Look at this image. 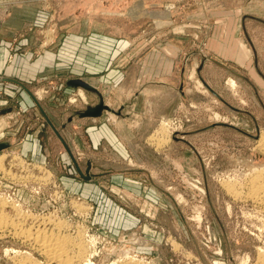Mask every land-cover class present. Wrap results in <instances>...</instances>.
Listing matches in <instances>:
<instances>
[{"label":"rangeland","instance_id":"rangeland-1","mask_svg":"<svg viewBox=\"0 0 264 264\" xmlns=\"http://www.w3.org/2000/svg\"><path fill=\"white\" fill-rule=\"evenodd\" d=\"M0 46V108L19 111L0 113V141L37 133L47 149V163L16 142L0 149V264H57L23 238L38 228L76 254L71 264H255L264 255V208L226 188L244 193L252 166L264 171V0H0ZM26 57L52 61L38 77L9 71ZM76 78L109 107L95 142L83 128L79 143L62 136L82 172L89 163L88 178L39 109L58 130L77 119L98 95L68 83ZM142 89V130L126 142L112 110Z\"/></svg>","mask_w":264,"mask_h":264},{"label":"crops","instance_id":"crops-1","mask_svg":"<svg viewBox=\"0 0 264 264\" xmlns=\"http://www.w3.org/2000/svg\"><path fill=\"white\" fill-rule=\"evenodd\" d=\"M110 46L107 47V50ZM94 48V47H93ZM104 51V50H103ZM4 54V46H0V61H1V56ZM57 57V56H56ZM52 57H49L48 59L51 60ZM72 58V57H71ZM43 60V61H42ZM47 60L46 57L42 58L38 57V59H36L34 62H31V60L26 57V59L22 58V60H19L16 63H12V65L8 68L10 72H12V70H18L21 71V67H22V73L25 76V74H28V77H38L40 75H42L44 72L38 69L39 65H45L46 62L50 63L51 61ZM54 61V60H53ZM153 62H158V61H153ZM92 63H95V57H92ZM20 64V65H18ZM15 65V66H14ZM14 66V67H13ZM20 66V67H19ZM24 66H27V69H24ZM17 68V69H15ZM33 69V70H31ZM147 89V88H146ZM146 89H142L139 92H135L134 94V98L131 100V102L128 105H125V111H122L121 113H119L118 111H116V109H113L112 113L116 116L115 120L117 123V134L118 136L123 140H125L126 142L131 141V140H135V137H138L139 134L141 133L140 131L142 130V119L141 117H139V111L137 110V104L138 101L140 99V97L142 96L141 94H143L145 92ZM100 95V93H98ZM102 97V95H100ZM98 100V99H97ZM98 102V101H97ZM97 102H93L89 105H94ZM104 102V101H103ZM126 103V102H125ZM105 104V103H104ZM24 105V104H23ZM22 106V103H21ZM124 107V105H123ZM2 107L0 108V113L3 115L1 116L2 118H19L18 112H11V110H4L3 112H1ZM21 110V109H19ZM109 113L107 111H102L101 116H96V117H92V116H84V117H79L77 116V119L75 118H67L66 123L61 122L60 123V132L62 134L63 137H65V139H67V141L72 142V144L74 143H79V134L80 132H82L80 129H85L83 130L86 133V137L87 140L90 141V143L95 142L94 136H95V131L96 129H101L104 130L105 132V128L108 127V125L105 122H102L101 120H103V118H107L109 115ZM119 114V115H118ZM148 119H152L155 115L152 112H148ZM110 118V117H108ZM17 119H15L16 121ZM102 122V124H100L99 122ZM100 124V125H98ZM124 124H128V127L125 128ZM127 126V125H125ZM73 128V129H70ZM124 127L127 131V133H129V138L125 137V132L121 131V128ZM75 128H77L75 130ZM109 128V127H108ZM15 130V129H14ZM109 131V130H108ZM103 132V136H105V133ZM39 134H35L33 136V134H26V136H24L21 141H18V138L15 140L14 138L9 140L10 144H13L14 142H16V145L18 147V151H20V153H22L23 155H25L26 157H28L29 159H33V160H37V161H42V162H46V155H44V153L42 152V149H44V147H42L41 144V139L38 138ZM107 135V134H106ZM109 135V134H108ZM101 138V137H100Z\"/></svg>","mask_w":264,"mask_h":264},{"label":"bare ground","instance_id":"bare-ground-1","mask_svg":"<svg viewBox=\"0 0 264 264\" xmlns=\"http://www.w3.org/2000/svg\"><path fill=\"white\" fill-rule=\"evenodd\" d=\"M139 1H141V0H139ZM140 4V3H139ZM192 79V78H191ZM196 80V79H195ZM228 82H229V85L232 87V86H234L235 85V82H234V80L233 79H229L228 80ZM198 83V85H201L200 84V82L198 81L197 82ZM197 85V86H198ZM197 88V87H196ZM81 92V91H80ZM81 94V93H80ZM84 93H82V95H83ZM213 118H217V115H214L213 116ZM218 119V118H217ZM161 132V131H160ZM165 140V139H164ZM159 141V140H158ZM257 145H259V147L262 149V151L264 152V132H261L260 134H259V137L257 138ZM257 148V147H256ZM254 168V172H251V173H253V174H251V176H250V178H249V181H248V186L246 187V190H245V192L243 193V191H238V190H235V189H233V188H235V187H233L232 188V185L230 186V185H227L226 186V188H227V190L228 191H230L234 196H236V197H244L243 199H245V198H248L249 200H251V201H253L254 203H257L258 205H260L261 207H263L264 208V171H262V166L260 167V168H256V167H253L252 166V169ZM251 169V168H250ZM264 170V169H263ZM248 178V177H247ZM246 178V179H247ZM245 182H247V181H245ZM225 184V183H224ZM243 184V183H242ZM226 185V184H225ZM244 185V184H243ZM235 186V185H234ZM229 194V193H228ZM238 199V198H237ZM248 201V200H247ZM252 203V202H251ZM1 204V203H0ZM256 204V205H257ZM250 205V204H249ZM257 205V206H258ZM253 206V205H252ZM255 206V205H254ZM261 210H264V209H261ZM263 213V212H262ZM261 213V214H262ZM2 214V213H1ZM260 214V213H259ZM7 217V216H6ZM4 219V218H3ZM0 222H2V220L0 221ZM61 222V221H60ZM6 223V222H5ZM11 225V224H10ZM13 225V224H12ZM3 227V226H2ZM20 227V226H19ZM57 227V226H56ZM14 228H15V226H14ZM5 229V228H4ZM16 229H17V226H16ZM24 229H27V228H24ZM24 229H18L20 232H22V230L24 231ZM42 229V228H41ZM40 229V230H41ZM35 230V229H34ZM34 230H32V231H30L29 229H28V233H26L25 231V235L24 234H22V235H24L23 236V238L25 237L27 240H28V242H33V244H36V248L37 249H39V251H41V253L43 252V253H45L46 254V256L49 258V259H51L52 261H55L57 264H71V263H73L74 262V257H75V259H76V254L74 255V257L71 259V257H70V255L68 256L67 254L68 253H66V250L67 249H69V248H67V249H64V247H65V242L63 243V242H60V241H62V239L57 243L55 240H58V239H56L57 237L55 236V237H51L52 235H50L49 236V234H51L50 232H48L49 234L47 235L46 234V232H45V235H44V232H43V234L41 233V232H38V230H39V228H38V230L37 231H34ZM39 230V231H40ZM10 231V230H9ZM44 231V230H43ZM18 231L16 230V233H17ZM54 232V231H53ZM55 233V232H54ZM56 235V234H55ZM65 235V234H64ZM67 235V234H66ZM65 235V236H66ZM17 236H18V234H17ZM21 236V235H20ZM54 236V235H53ZM63 235L61 234V237H62ZM80 236V235H79ZM82 236V235H81ZM19 237V236H18ZM22 238V237H21ZM58 238H60V236L58 237ZM72 238H75V237H72ZM67 239L69 240V237H67ZM67 239H66V241H67ZM70 239H71V237H70ZM80 239V238H79ZM73 240V239H72ZM86 240H88V239H86ZM24 241V240H23ZM26 241V240H25ZM52 241V242H51ZM54 241V242H53ZM63 241H65V240H63ZM70 241V240H69ZM68 241V242H69ZM75 241V240H74ZM91 241V240H90ZM89 241V242H90ZM67 242V243H68ZM86 242V241H85ZM66 243V244H67ZM74 243V245H76L75 244V242H73ZM77 243V246L79 247V245H78V242H76ZM23 244H24V242H23ZM28 244V243H27ZM70 244H72V241L70 242ZM31 245H32V243H31ZM69 245V244H68ZM84 245V244H83ZM86 245V244H85ZM34 246V245H33ZM64 246V247H63ZM72 247H73V244L71 245ZM66 247H68V246H66ZM78 247H75V248H78ZM81 247V246H80ZM79 247V248H80ZM83 247V246H82ZM82 247L80 248L81 250H83L82 249ZM84 248V247H83ZM86 248V247H85ZM72 249V248H71ZM79 249V253L80 254H77V255H79V257L82 255V254H84V252H82L81 250ZM82 252V254H81V252ZM7 252V251H6ZM18 252V251H17ZM16 252V253H17ZM68 252V251H67ZM77 252H78V249H77ZM76 251H75V253H77ZM264 252V251H263ZM262 252V253H263ZM25 253V252H24ZM24 253L22 254V255H24ZM260 254L258 255L259 257H258V260H257V262H255V264H264V255L263 254H261V252H259ZM5 254V253H4ZM19 254H20V252H19ZM27 254V253H26ZM45 254H43V255H45ZM21 255V254H20ZM21 255V256H22ZM73 255V254H72ZM257 256V255H256ZM13 257V256H12ZM19 257V256H18ZM23 257V256H22ZM20 258V259H15V260H19V263L18 264H23V258H25V256L23 257V258ZM26 257H28V256H26ZM31 257V256H30ZM33 257V256H32ZM28 259H30V258H28ZM32 259V258H31ZM45 259V258H44ZM79 259V258H78ZM26 260V259H25ZM35 260V259H34ZM80 260V259H79ZM26 261H28V260H26ZM51 261V262H52ZM131 261V260H130ZM41 262V261H40ZM49 262V261H48ZM139 262V261H138ZM39 263V262H38ZM37 262H35V261H33V260H29V263L27 262V264H38ZM79 263V262H78ZM82 263H84V264H93L90 260H88L87 259V261H83ZM127 263V262H126ZM17 264V263H16ZM26 264V263H25ZM135 264H136V262H135ZM140 264V263H139Z\"/></svg>","mask_w":264,"mask_h":264},{"label":"water","instance_id":"water-1","mask_svg":"<svg viewBox=\"0 0 264 264\" xmlns=\"http://www.w3.org/2000/svg\"><path fill=\"white\" fill-rule=\"evenodd\" d=\"M201 82L203 83V85L211 92L213 93L217 98H219L220 100L224 101L205 81H203V79L199 76ZM69 84L74 85V86H80L84 89H88V90H92L93 92H96V89L94 87H92L91 85H89L88 83H86L85 81L81 80V79H71L68 81ZM98 95V102L95 103L94 105H88L85 107V109L81 110V111H77V115L79 117H83V116H99L103 110L105 109H109V107L104 104L102 97L98 94V92H96ZM39 106V105H38ZM230 106V105H229ZM232 107V106H231ZM234 108V107H233ZM40 111L42 112L44 118L46 119V121L48 122V124L52 127L53 131L55 132V134L57 135V137L59 138L60 142L62 143V145L64 146L66 152L68 153V155L71 157L79 175H81L84 178H88V169H89V163H87V167L85 168L84 172L81 171V169L78 167V165L76 164V161L74 160L65 140L63 139L62 135L60 134V131L58 129H56V127L53 125V123L50 121V119L47 117V115L45 114V112L41 109V107L39 106ZM6 109L1 110V112H3ZM9 145V142L6 140H1L0 141V149L6 147Z\"/></svg>","mask_w":264,"mask_h":264},{"label":"built area","instance_id":"built-area-1","mask_svg":"<svg viewBox=\"0 0 264 264\" xmlns=\"http://www.w3.org/2000/svg\"><path fill=\"white\" fill-rule=\"evenodd\" d=\"M26 165H27L26 163L23 164V166H26ZM29 166H30V165H29ZM33 168H34V167H33Z\"/></svg>","mask_w":264,"mask_h":264}]
</instances>
